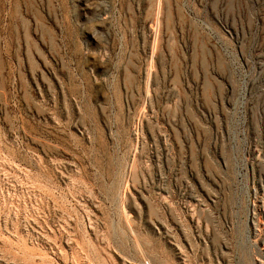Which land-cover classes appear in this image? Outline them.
Masks as SVG:
<instances>
[{"label": "rangeland", "instance_id": "374dc122", "mask_svg": "<svg viewBox=\"0 0 264 264\" xmlns=\"http://www.w3.org/2000/svg\"><path fill=\"white\" fill-rule=\"evenodd\" d=\"M0 264H264V0H0Z\"/></svg>", "mask_w": 264, "mask_h": 264}]
</instances>
